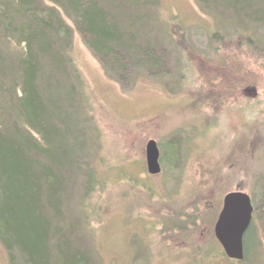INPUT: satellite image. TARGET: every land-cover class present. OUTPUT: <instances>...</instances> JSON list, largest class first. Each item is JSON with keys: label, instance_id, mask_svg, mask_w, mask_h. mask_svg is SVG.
Wrapping results in <instances>:
<instances>
[{"label": "rangeland", "instance_id": "obj_1", "mask_svg": "<svg viewBox=\"0 0 264 264\" xmlns=\"http://www.w3.org/2000/svg\"><path fill=\"white\" fill-rule=\"evenodd\" d=\"M150 5L134 10L143 17L137 42L156 50L163 66L152 74L132 66L128 85L106 75L62 14L72 29L68 56L80 76L81 164L96 182L85 197L83 177L70 188L65 208L78 205L82 213L74 239L95 264H264V64L245 51L229 55L237 31L228 12L204 10L196 0ZM240 34L264 50V23ZM248 74L257 84L243 85ZM149 140L159 150L157 176L146 173ZM230 192L247 194L254 209L238 263L213 235ZM0 264H8L1 246Z\"/></svg>", "mask_w": 264, "mask_h": 264}, {"label": "trees", "instance_id": "obj_2", "mask_svg": "<svg viewBox=\"0 0 264 264\" xmlns=\"http://www.w3.org/2000/svg\"><path fill=\"white\" fill-rule=\"evenodd\" d=\"M196 1L204 10L231 14L238 32L233 35L234 45L228 44L233 59L234 51H245L264 64L262 47L240 34L244 27L264 23V0ZM151 3L0 0V246L8 264H95L74 239L79 228L74 219H81L80 208H65L78 176L84 178V197L96 182L90 166L81 164L86 141L77 125L80 76L68 56L72 29L62 14L106 75L128 85L135 80L130 75L132 66L143 67L147 74L163 66L156 50L137 42L143 17L134 10ZM217 36L212 37L216 43ZM10 44L18 50H11ZM241 65L249 67L248 62ZM225 67L234 74L242 72ZM252 77L248 74L243 85L257 84ZM251 226L243 237L244 259Z\"/></svg>", "mask_w": 264, "mask_h": 264}, {"label": "water", "instance_id": "obj_3", "mask_svg": "<svg viewBox=\"0 0 264 264\" xmlns=\"http://www.w3.org/2000/svg\"><path fill=\"white\" fill-rule=\"evenodd\" d=\"M146 172L149 176L160 174L159 150L153 140L144 148ZM253 215L250 197L243 192H230L222 198V205L213 227V235L225 257L241 262L244 258L243 237Z\"/></svg>", "mask_w": 264, "mask_h": 264}, {"label": "flooded vegetation", "instance_id": "obj_4", "mask_svg": "<svg viewBox=\"0 0 264 264\" xmlns=\"http://www.w3.org/2000/svg\"><path fill=\"white\" fill-rule=\"evenodd\" d=\"M160 165V164H159ZM145 168H146V165H145ZM161 169V168H160ZM160 173H161V170H160ZM157 176V175H156Z\"/></svg>", "mask_w": 264, "mask_h": 264}]
</instances>
